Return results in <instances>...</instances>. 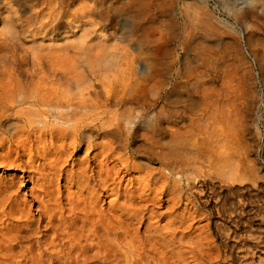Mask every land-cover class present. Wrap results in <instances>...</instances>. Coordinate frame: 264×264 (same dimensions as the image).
Wrapping results in <instances>:
<instances>
[{"label": "bare ground", "instance_id": "bare-ground-1", "mask_svg": "<svg viewBox=\"0 0 264 264\" xmlns=\"http://www.w3.org/2000/svg\"><path fill=\"white\" fill-rule=\"evenodd\" d=\"M250 127L264 0H0V264H264Z\"/></svg>", "mask_w": 264, "mask_h": 264}, {"label": "rangeland", "instance_id": "rangeland-1", "mask_svg": "<svg viewBox=\"0 0 264 264\" xmlns=\"http://www.w3.org/2000/svg\"><path fill=\"white\" fill-rule=\"evenodd\" d=\"M259 21H261L258 18ZM261 23V22H260ZM262 26V24H261ZM259 87V86H258ZM254 103V106H256V103ZM253 116V115H252ZM247 137L250 139V147H251V156L256 160L258 164L264 165V127L261 129L259 133H257V130L254 127H250L247 129ZM30 185V183H28ZM260 198H264L262 195H260ZM256 210V208H255ZM257 212V210H256ZM253 215V214H252ZM245 218L248 217L247 214L244 215ZM238 232L240 234L244 233V229L240 228L238 229ZM254 234H257V229L253 230ZM215 243L219 245V238L214 235ZM222 253H225V251L222 249ZM224 263V256L221 257V261L218 264Z\"/></svg>", "mask_w": 264, "mask_h": 264}]
</instances>
